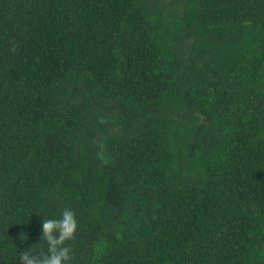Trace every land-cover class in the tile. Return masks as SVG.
I'll return each mask as SVG.
<instances>
[{
	"label": "trees",
	"instance_id": "16d2710c",
	"mask_svg": "<svg viewBox=\"0 0 264 264\" xmlns=\"http://www.w3.org/2000/svg\"><path fill=\"white\" fill-rule=\"evenodd\" d=\"M65 208L66 264H264V0H0V264Z\"/></svg>",
	"mask_w": 264,
	"mask_h": 264
},
{
	"label": "clouds",
	"instance_id": "9594fccd",
	"mask_svg": "<svg viewBox=\"0 0 264 264\" xmlns=\"http://www.w3.org/2000/svg\"><path fill=\"white\" fill-rule=\"evenodd\" d=\"M103 122V121H101ZM77 229L75 213L65 208L59 219H42L40 239L47 243L46 254H36L31 250L19 253V264H66L72 259V250L66 244L73 240Z\"/></svg>",
	"mask_w": 264,
	"mask_h": 264
}]
</instances>
